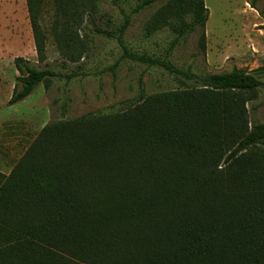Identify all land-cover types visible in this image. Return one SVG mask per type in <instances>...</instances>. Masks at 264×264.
<instances>
[{"label": "trees", "instance_id": "trees-1", "mask_svg": "<svg viewBox=\"0 0 264 264\" xmlns=\"http://www.w3.org/2000/svg\"><path fill=\"white\" fill-rule=\"evenodd\" d=\"M100 1L51 0L57 44L70 63L87 52L85 28L75 24L84 16L94 24ZM162 1L143 0L133 14ZM45 2L27 0L41 63ZM204 2L172 1L150 34L179 20L171 53L205 29ZM130 23L126 17L116 36L95 32L116 38L124 59L194 85L47 125L13 171L0 173V264H264V124L251 123L246 109L264 81L237 69L199 77L168 58L132 53L124 40ZM15 67L11 106L61 78L23 58Z\"/></svg>", "mask_w": 264, "mask_h": 264}, {"label": "rangeland", "instance_id": "rangeland-1", "mask_svg": "<svg viewBox=\"0 0 264 264\" xmlns=\"http://www.w3.org/2000/svg\"><path fill=\"white\" fill-rule=\"evenodd\" d=\"M5 1L0 0V5ZM142 1L101 0L94 24L86 16L75 24V31L85 28L84 32L79 31V36L87 45V52L80 62L73 64L58 47L54 28L59 17L51 0H46L39 18L46 42L45 61L39 62L31 21L29 32L34 40L25 43L27 54L23 59L39 69L47 65L61 78L52 80L50 89L41 84L29 98L13 106L10 101L19 77L15 60L21 56L17 44L13 45L10 58L7 57L9 50L0 44V173L9 175L49 124L89 114L120 112L138 104L142 94L153 96L194 85L181 82V78L163 68L124 59L116 38L95 32L99 29L116 36L126 17H130L131 23L124 40L132 53L168 58L175 69L199 77L237 69L264 81V0H205L208 10L205 29L181 39L171 53L172 44L178 38L172 24L179 20L161 22L150 32L157 25L161 10L174 0L158 2L133 14ZM254 1L255 9L251 6ZM191 19V16L185 17L186 21ZM203 33L205 51L201 46ZM246 109L251 123L264 124V87L253 99H247Z\"/></svg>", "mask_w": 264, "mask_h": 264}, {"label": "crops", "instance_id": "crops-1", "mask_svg": "<svg viewBox=\"0 0 264 264\" xmlns=\"http://www.w3.org/2000/svg\"><path fill=\"white\" fill-rule=\"evenodd\" d=\"M29 22L27 0H6L0 5V44L9 50L8 58L15 44L19 47L17 51L21 58L26 56L24 45L34 40L29 32Z\"/></svg>", "mask_w": 264, "mask_h": 264}]
</instances>
